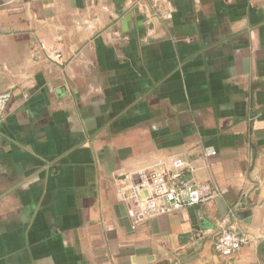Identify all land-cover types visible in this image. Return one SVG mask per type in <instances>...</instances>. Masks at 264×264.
<instances>
[{
    "label": "crops",
    "instance_id": "1",
    "mask_svg": "<svg viewBox=\"0 0 264 264\" xmlns=\"http://www.w3.org/2000/svg\"><path fill=\"white\" fill-rule=\"evenodd\" d=\"M7 90L0 264H264L214 249L264 230V0H0ZM175 157L219 195L127 228Z\"/></svg>",
    "mask_w": 264,
    "mask_h": 264
},
{
    "label": "built area",
    "instance_id": "2",
    "mask_svg": "<svg viewBox=\"0 0 264 264\" xmlns=\"http://www.w3.org/2000/svg\"><path fill=\"white\" fill-rule=\"evenodd\" d=\"M57 53L55 57H59ZM12 94L9 90L0 93V122ZM209 150L208 154H213ZM189 165L180 157L171 161V167L154 165L141 173L138 183L132 186L126 215L131 227L159 215L171 213L183 207L211 201L219 195L218 189L206 182H197L187 177ZM122 188L127 187L128 177L122 180ZM254 242L264 243V230L251 233L234 227L221 226L214 239V249L222 256H229L242 247Z\"/></svg>",
    "mask_w": 264,
    "mask_h": 264
},
{
    "label": "water",
    "instance_id": "3",
    "mask_svg": "<svg viewBox=\"0 0 264 264\" xmlns=\"http://www.w3.org/2000/svg\"><path fill=\"white\" fill-rule=\"evenodd\" d=\"M121 217L123 218V222H124V225L128 228L131 226L130 222H129V219L126 215V212H124L123 214H121Z\"/></svg>",
    "mask_w": 264,
    "mask_h": 264
}]
</instances>
